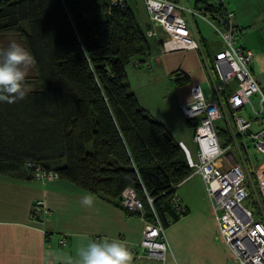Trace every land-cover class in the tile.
<instances>
[{
  "label": "trees",
  "instance_id": "trees-1",
  "mask_svg": "<svg viewBox=\"0 0 264 264\" xmlns=\"http://www.w3.org/2000/svg\"><path fill=\"white\" fill-rule=\"evenodd\" d=\"M220 3L196 0L194 8L214 15ZM3 34L18 36L33 75L25 77L24 99L0 102L1 176L34 179L29 165L40 166L121 209L122 191L132 188L144 218L154 222V212L165 230L186 215L172 203V187L191 174L185 153L127 82V65L148 64L153 48L127 0H0ZM234 127L216 126L218 139L223 146L240 140L244 152L246 137Z\"/></svg>",
  "mask_w": 264,
  "mask_h": 264
},
{
  "label": "crops",
  "instance_id": "crops-1",
  "mask_svg": "<svg viewBox=\"0 0 264 264\" xmlns=\"http://www.w3.org/2000/svg\"><path fill=\"white\" fill-rule=\"evenodd\" d=\"M174 1L194 8L196 0ZM127 2L141 28L148 29L143 0ZM196 33L199 50L181 49L161 53L159 41L151 39L153 48L147 67H158L164 77L175 72H182L187 77L182 84L169 79L173 82L170 85L171 101L177 114L178 136L174 137L171 133L175 130V117H171L166 103L158 101L160 109L156 113L147 104L144 106L193 157L197 152L192 140L194 128L187 124V119L178 108L180 104L191 101L193 85H199L206 95L210 93V84L217 81V75L214 72L212 74L210 68L211 59L219 49L214 44L212 51L205 38L199 32ZM203 83H206V91L202 87ZM225 89L220 97L221 108L226 107L224 101L229 94L228 86ZM135 95L138 98L137 93ZM226 119L217 123L225 124L224 127L231 131L230 126H234V123ZM234 152L236 154V149ZM195 179L198 182L192 184ZM176 193L187 213L166 229L168 248L163 258H149L139 247L143 227L139 216L127 215L119 206L82 192L60 179L42 185L38 180L28 177L0 175V264H45V254L49 250H56L64 256H74L75 249L87 240L103 239L126 245L133 257L131 264H231L230 252L216 240L217 224L201 177L189 176L179 185ZM85 196L93 198L91 207L81 204ZM38 203V209L32 212L33 206ZM44 209L47 213L43 212ZM62 237L67 241L64 248L59 246Z\"/></svg>",
  "mask_w": 264,
  "mask_h": 264
},
{
  "label": "built area",
  "instance_id": "built-area-1",
  "mask_svg": "<svg viewBox=\"0 0 264 264\" xmlns=\"http://www.w3.org/2000/svg\"><path fill=\"white\" fill-rule=\"evenodd\" d=\"M124 1L110 0V4H122ZM143 3L149 23L146 35L159 41L161 53L200 49L196 29L190 20L193 18H200L210 24L222 41V48L216 50L211 59L217 81L210 84V93L206 95L199 85H193L191 101L179 105L186 119L197 120L192 136L197 147L195 157L182 143L179 145L191 169L190 176L199 175L203 181L217 224L216 240L230 252L231 264H264V172L255 173L253 187L246 184L244 166L234 156L242 153L238 151L235 154L232 144L223 146L216 132L217 121L222 118L221 94L234 83L235 87L230 90L227 103L236 133L248 138L256 153L264 154V92L251 71L252 51L237 44L240 28L234 23V12L223 3L216 4L217 12L214 15L174 0H143ZM262 31L259 34L264 38ZM149 58H146L145 63L149 62ZM253 95L258 97L257 106L252 101ZM247 109L255 122H258L256 130L250 116L239 114ZM29 167L33 169V178L42 185L58 179L55 172L40 166ZM179 185L172 189L177 190ZM146 199L152 207V199ZM247 200L250 206H244ZM172 203L178 213L184 212V206L176 194ZM119 204L124 211L142 220L141 251L149 258H163L168 248L166 230L155 213L154 222L144 218L143 203L132 188L122 191ZM38 207L39 203L35 204L32 211ZM43 212L47 213V210ZM59 246H67L65 237L60 238Z\"/></svg>",
  "mask_w": 264,
  "mask_h": 264
},
{
  "label": "rangeland",
  "instance_id": "rangeland-1",
  "mask_svg": "<svg viewBox=\"0 0 264 264\" xmlns=\"http://www.w3.org/2000/svg\"><path fill=\"white\" fill-rule=\"evenodd\" d=\"M223 1L224 4L234 12V23L240 28V33L237 37V44L250 49L253 53L250 63L251 71L259 87L264 92V38L259 34V32L264 30V0ZM192 21L196 31L205 38L206 43L212 51V46L214 44L217 48H222V42L220 41L219 36L216 34L210 24H208L206 21L204 22V20L200 18H193ZM12 41L19 43L23 47L22 42L17 35L3 34L0 37L1 49H7ZM133 64L134 63H130L126 67L127 82L130 84L131 90L134 93H137L139 103L143 107L147 104V106L151 108L152 112L154 113L158 112L160 109L159 104L157 103L158 101L166 103L165 107L170 112L171 117H175V120L173 122L175 130H173V132L171 133L174 137L178 136L179 132L178 130H176L178 126V119L177 114L173 110L174 106H172L171 101L172 95L170 85H172L173 82L169 80V77H164L158 67L148 68V64H140L138 66H135ZM210 68L212 69V66H210ZM32 75L33 69L32 65H30L27 70V76ZM202 87L206 91V83H203ZM234 87L235 84L233 83L228 88L233 89ZM252 101L256 106L258 105L257 95L252 96ZM221 112L222 118L217 122H223L224 120H227L226 118L230 119L231 123L233 122L232 114L226 107H222ZM240 114H247V116H250L255 122V119L248 109L243 110L242 112H240ZM224 125L225 124L220 125V123H217L216 126L224 127ZM256 125H258V122L254 123V130H256V128L258 127ZM262 126L264 127V122ZM245 141L247 143V146L246 149L244 148V152L242 151V148L240 146H238V148H235V146L240 143V140H238V143L232 145L234 147L233 149H236V152L240 151L242 153L241 155L234 156L235 158H238L239 162L244 166L246 172V184L253 187L256 179L255 173L257 174L264 172V154L256 153L253 144L248 138H245ZM197 182V179H195L192 184H196ZM244 206H250L248 200L244 203Z\"/></svg>",
  "mask_w": 264,
  "mask_h": 264
},
{
  "label": "clouds",
  "instance_id": "clouds-1",
  "mask_svg": "<svg viewBox=\"0 0 264 264\" xmlns=\"http://www.w3.org/2000/svg\"><path fill=\"white\" fill-rule=\"evenodd\" d=\"M31 64L30 53L15 41L7 49H0V102L11 104L24 99V81ZM93 203L90 196L81 200V204L87 207ZM132 259L126 245L107 239L87 240L75 249L74 256H64L56 250L45 254V264H131Z\"/></svg>",
  "mask_w": 264,
  "mask_h": 264
}]
</instances>
